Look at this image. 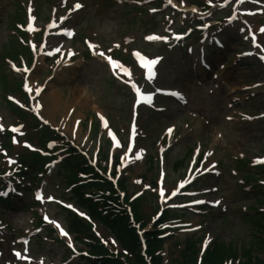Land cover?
Masks as SVG:
<instances>
[{"label": "rangeland", "instance_id": "obj_1", "mask_svg": "<svg viewBox=\"0 0 264 264\" xmlns=\"http://www.w3.org/2000/svg\"><path fill=\"white\" fill-rule=\"evenodd\" d=\"M29 1L0 0V86L3 85L5 78L10 93L13 92L11 89L20 78L11 71V65L4 64L1 54L4 49L18 48L11 38L13 32H9L12 29L10 19L21 16L22 19L26 18V9L24 8ZM31 1L40 27H43L49 20L52 8L60 6L58 0ZM73 1L83 4V9L71 16L73 21L65 26V28L69 27L75 30V37L70 42H66L64 39L49 38L47 46L48 50L54 45H60L66 49L67 47L72 48L71 50L75 54L73 62L69 67L61 64L52 73H49V64L43 62L44 51L43 54L36 55L38 61L29 75L30 83L45 86V92L51 94V99L41 102L39 106V115L44 125H51L68 139L83 145L87 142L88 129L92 121H102L105 127L108 119H115V122H111V126L117 130L121 141L126 140L128 126L133 120L132 114L135 111L132 94L134 89L129 87L133 82L130 81V78L120 82V85L111 82L103 60L97 56L91 57L86 50L84 37L88 38L90 43L95 46L91 49V54L98 50L106 54L111 53L117 62L127 59L128 56L132 58L134 50H140L151 58L158 55L164 56L157 71L158 83L162 88L176 87L180 89L186 95L187 105L181 107L170 100L159 99L158 105L165 107L164 112L155 114L146 109L141 110L137 123V135L141 139L137 141V150L133 161L124 159L120 143L111 137L112 152L118 156L119 163L122 165L121 170H124L128 177L127 193L132 194L139 189L136 187V183L143 173V161L137 162L133 166L139 160V151L142 150L147 156H154V143L161 139L163 128L171 125L175 128V138L171 141L174 148L167 151L162 163V167L167 170L168 186H172L177 179L182 178L187 151L193 150L197 146L200 147L201 152L209 154V163L219 164L222 178L218 183L219 193L213 197L219 201L216 204L219 205V208L215 211L205 210L201 215L196 216L177 213L173 218H181L186 222L181 227L194 228L188 232L176 230L167 235H173V238L182 240L186 233H195V237L202 233L207 235L206 239L209 242H232V245L238 246L250 244L254 235L259 237L260 233L254 232L251 225L243 220L242 211H240L243 209L240 207L249 206L252 196H257V194L244 196L238 189L236 181L245 176L247 169L237 172L236 175H233L231 170H235L233 161L236 157L251 160L260 156L264 149V118L257 120L246 118V115L253 117L264 114V60L260 58L263 56L261 53H259L260 56L249 57L248 61L236 56V53L241 50L254 51L249 44L251 40L248 42L244 38V33L241 31L242 24L239 23L237 28L234 25L233 27H224L221 31L217 29L216 33L224 42V49L220 54H212L216 59L212 63L208 62L211 71L203 73L199 78L200 68L198 70L193 68L198 54L197 49L207 48L209 44L195 45L193 55L184 59L181 56V47L176 52L168 50L169 48L164 49L158 44L143 42V36L150 32L162 34L165 29L171 30V28L184 26L186 19L183 17H171L173 20L169 19L165 26L163 25L164 20L160 17L156 20L151 19L149 14H141V11L128 10V12L118 0H69V3ZM201 1L206 5H215L225 0ZM251 1H255V4H251ZM235 6L239 7V10L250 9V18L246 19L247 26L244 27L246 31L253 28L255 36L257 35L255 38L264 45V32L260 31L264 27V0H244L243 3L238 1ZM203 18L205 22L211 20L210 15ZM222 22L227 23L225 20ZM14 23L18 22L15 20ZM155 23L158 24L155 26ZM83 56L86 59H83ZM256 84L259 86H255ZM1 91L0 87V95ZM1 100L0 97V125L3 128H10V125L15 123L13 122L14 116L11 115L5 104H1ZM75 120H79V125L77 124L73 131L72 125ZM100 135L101 132L96 135L97 140ZM144 136L145 138H143ZM97 140L89 143L87 149L92 151L97 146ZM102 143L104 144V140ZM10 153V156L20 158L26 156L28 152L21 148H11ZM177 159L181 162L174 171L172 164ZM58 171V169L51 168V173L49 172L40 184L43 195L39 194L42 199L44 196L46 200H43L40 208L41 214L47 222L46 227L36 230L35 211L32 208L26 209L20 206V201L25 202L28 197L23 196L21 191L16 195L18 197L11 196L13 204L10 208H2L0 221L4 225L0 222V264H60L62 262L65 249L56 244V239L62 237L68 244H71V240L64 237L65 235H61L60 229L55 224L48 222L55 221L66 232L69 214L62 211L59 206H61V202L68 199L69 193L64 185L58 182ZM261 172L263 171H255L257 175H262ZM216 180L207 178L203 182H199L196 189L203 188L204 190V187H215ZM24 186H28V182L25 181ZM152 193L151 190L147 191L148 203L143 201L141 207L143 221L152 215L155 202ZM196 195L199 197L200 194L197 192ZM48 197L53 199L49 200ZM196 201L207 203L209 200L200 197ZM68 205L75 208L72 204ZM227 209H229L226 215L228 219L221 220V213ZM192 212L196 213L195 210ZM45 217L48 219L46 220ZM150 228L148 224L146 229L150 230ZM23 229L33 232L31 238L34 235H40L41 238L39 243L38 241L32 243L33 246L29 247L28 252L25 250L26 240L18 243L13 242L14 233L23 231ZM98 231L102 235L106 234L100 226H98ZM262 239H264L263 233ZM169 242L168 240L165 242L164 249H167ZM19 243L23 246H19ZM17 252L27 259H19L15 255ZM255 252L258 258L264 261V249ZM73 263L78 264L76 258L69 262V264Z\"/></svg>", "mask_w": 264, "mask_h": 264}, {"label": "trees", "instance_id": "obj_2", "mask_svg": "<svg viewBox=\"0 0 264 264\" xmlns=\"http://www.w3.org/2000/svg\"><path fill=\"white\" fill-rule=\"evenodd\" d=\"M16 44V41H13ZM24 49V48H23ZM11 58L16 59L18 55L24 52L15 47L4 49ZM6 54V53H5ZM4 78V77H3ZM3 90H6L7 84L3 79ZM71 152H75L73 149ZM35 162H40L36 155L31 156ZM66 175L63 180L71 189L72 196L76 203L87 210L89 215L102 224L105 229L112 235L119 245V252H115L110 246H104L100 241L94 237L88 226L83 225L81 222H72L71 228L73 233L76 234L77 239L80 235L84 234L87 242L85 244V251L91 259L83 260L82 264H148L142 256V247L139 242L135 230L130 224V219L127 210L121 208L115 209L113 204L118 202L116 192L110 184L106 183L101 177L94 173V170L87 166V162L79 155L66 159L62 163ZM151 166V159L148 161ZM41 169V168H40ZM32 171V174L40 171ZM92 174L89 182L79 185L80 180L78 176ZM250 177L253 175L247 174ZM123 187V183H119ZM123 189V188H122ZM127 202V200H126ZM264 203V194H262V201ZM259 203V204H260ZM132 211L134 212L137 221L139 217V203L131 204ZM252 215L244 216L245 219L256 226L261 232L264 231V213H259L253 209ZM263 233V232H262ZM147 251L146 255L150 258V264H161V242L158 241L155 234H147L145 236ZM200 239H186L183 246L174 244L171 251L168 264H196L199 255ZM264 247V240L254 238L251 245H246L240 249L237 245L225 243H214L202 255L200 264H224L226 261L231 260L232 264L235 263L237 258H240L238 264H264V261L254 255V250ZM240 254V256H239Z\"/></svg>", "mask_w": 264, "mask_h": 264}, {"label": "snow or ice", "instance_id": "obj_3", "mask_svg": "<svg viewBox=\"0 0 264 264\" xmlns=\"http://www.w3.org/2000/svg\"><path fill=\"white\" fill-rule=\"evenodd\" d=\"M168 2L171 3V0H168ZM239 2H240V3H243L244 0H239ZM223 6H224V5H221V7H223ZM80 7H82L80 4H76V5H75V8H77V9H79ZM152 11H155V9H152ZM193 11H195V9H193ZM62 19H63V18H62ZM260 31H261V32H264V27H262V28L260 29ZM176 38L179 39V37H176ZM145 39H147V40H149V41H154V40H165V41H166V40H167L166 37H160V36H156V35H150V36H147ZM252 42H253V45H254L255 47H257V48L260 47V45H258V44L256 43V39H255L254 36H253V41H252ZM89 47H90V48H94L95 46L89 43ZM57 51H59V49H57ZM93 54L96 55L97 53H93ZM98 54H99L101 57H104V53L101 52V53H98ZM69 55H71V53H69ZM134 55H135L136 58L139 60V62H140V66L146 70L147 79H149V80L153 79V77L155 76L154 66L158 63V60H157V59H146V58H145L144 56H142L140 53H134ZM244 55H251V53H244ZM260 58H261L262 60H264V56H261ZM105 59H107V62H108L113 68L117 67V63H116L115 61H113L110 57H105ZM121 67H122V66H121ZM17 71H19V69H17ZM24 71H28V70H27V69H24ZM123 71H124L125 73H128V69H127V68H124ZM132 87H133V89L135 90L137 97H139V99H140L141 101H143L144 103L149 104V105L152 104V99H153V98H152L151 95H143V94L141 93V90H140L135 84H133ZM25 88L28 89V84H27V83L25 84ZM41 91H42V90H41L40 88H37V89H36V94L39 95ZM167 94H168V95L175 96V97H177L178 99H181L180 94L177 93V92H170V93H167ZM10 99H11V97H10ZM10 130H11L12 132H17V131H18V129L15 128V127L11 128ZM3 131H4V128H3L2 125H0V132H3ZM133 131H135V129H133ZM172 132H173V129H172V128H168V129H167V133H168L169 135H171ZM13 142L15 143L16 141L14 140ZM29 147H30V145H29ZM8 162H9V164L14 163V161H12V160H9ZM255 163H264V159H258V160L255 161ZM181 187H183V185H181ZM3 194H4V193H0V195H3ZM160 195H161V196L164 195L163 191H161ZM36 198H37L38 200H41V199H42V197H41V195H40L39 193H37ZM48 199H49V200H52L53 198H52V197H48ZM197 203H203V201H197ZM216 203H219V202H216ZM67 207L71 208V205H67ZM45 219L47 220L48 218L45 217ZM48 222L55 224V226H56L58 229H60V231H61V235H67V233H65V232L63 231V229L60 227V225H59L58 223H56L55 221H48ZM25 243H27V242L25 241ZM70 246H71V245H70ZM15 255H16L19 259H22V260H23V259H27V257L21 256V253H20V252L15 253Z\"/></svg>", "mask_w": 264, "mask_h": 264}, {"label": "bare ground", "instance_id": "obj_4", "mask_svg": "<svg viewBox=\"0 0 264 264\" xmlns=\"http://www.w3.org/2000/svg\"><path fill=\"white\" fill-rule=\"evenodd\" d=\"M50 92H43L40 96L39 99L37 100L38 103L43 102V101H49V99H51V94H49ZM69 110V109H68ZM68 110L65 112L67 114Z\"/></svg>", "mask_w": 264, "mask_h": 264}]
</instances>
